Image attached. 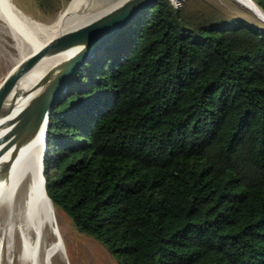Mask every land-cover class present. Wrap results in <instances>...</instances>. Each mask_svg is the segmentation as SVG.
I'll use <instances>...</instances> for the list:
<instances>
[{"label": "trees", "instance_id": "obj_1", "mask_svg": "<svg viewBox=\"0 0 264 264\" xmlns=\"http://www.w3.org/2000/svg\"><path fill=\"white\" fill-rule=\"evenodd\" d=\"M45 147L54 208L116 264H264V24L157 0L74 71Z\"/></svg>", "mask_w": 264, "mask_h": 264}, {"label": "bare ground", "instance_id": "obj_2", "mask_svg": "<svg viewBox=\"0 0 264 264\" xmlns=\"http://www.w3.org/2000/svg\"><path fill=\"white\" fill-rule=\"evenodd\" d=\"M124 1L96 7L93 0H71L56 20L48 24L23 12L13 0H0L1 28L11 35L21 54L0 81V101L11 88H27L39 78L42 68L69 54V51L54 54V40L69 37ZM239 1L264 21V11L257 4ZM66 29H71V33H66ZM37 94L19 95L0 125V207L5 215L4 237H19L21 264H52L57 254L65 258L66 253L57 211L45 191V124L39 121L45 99ZM11 258L10 254L5 264H14Z\"/></svg>", "mask_w": 264, "mask_h": 264}, {"label": "water", "instance_id": "obj_3", "mask_svg": "<svg viewBox=\"0 0 264 264\" xmlns=\"http://www.w3.org/2000/svg\"><path fill=\"white\" fill-rule=\"evenodd\" d=\"M156 1L157 0H126L105 15L87 23L69 37H58L59 39L54 40V43H56L54 54L60 55L68 51L69 54L61 58V60L59 58L42 68L39 78L27 88H11L0 101V125L12 111L15 100L19 95H28L33 92L38 93L37 96L39 95L45 99L42 104L39 120L43 121L45 124V146L50 110L55 101L64 93L66 85L74 71L88 60L107 39L124 28L129 21L141 15L148 6ZM235 1L246 9H250L241 1ZM249 1L255 4L253 0ZM172 3L175 6V2ZM256 18L264 24L263 20L258 17ZM45 148L46 147H44V153Z\"/></svg>", "mask_w": 264, "mask_h": 264}, {"label": "rangeland", "instance_id": "obj_4", "mask_svg": "<svg viewBox=\"0 0 264 264\" xmlns=\"http://www.w3.org/2000/svg\"><path fill=\"white\" fill-rule=\"evenodd\" d=\"M70 1L71 0H51L45 9H41L36 4L35 0H13L23 12L38 21L48 24L53 23L54 20H56L59 13L67 7ZM114 1L116 0H93V3L96 4V7H104ZM183 1L184 0H180L175 3V6H180ZM205 1L230 15L248 16L250 13L248 9L235 0ZM53 9H56L55 15H46ZM71 29H66V33L72 31ZM14 43L15 41L11 35L4 31L0 25V81L8 75L10 70L20 59L21 54ZM57 215L62 230L66 253L65 258L62 255L57 254L53 258L52 264H116L114 259L107 253L106 249L100 243L90 236L78 233L64 214L57 211ZM5 228L4 209L0 207V264H5L10 254L14 264H21V261H19L21 251L20 239L17 235H14L11 239L7 235L4 237ZM9 249L10 252H8Z\"/></svg>", "mask_w": 264, "mask_h": 264}]
</instances>
